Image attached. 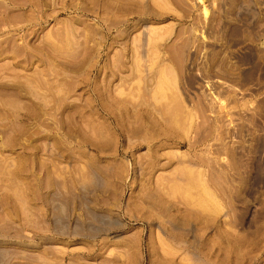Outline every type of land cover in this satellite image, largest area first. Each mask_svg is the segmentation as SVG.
Returning <instances> with one entry per match:
<instances>
[{"label": "rangeland", "instance_id": "rangeland-1", "mask_svg": "<svg viewBox=\"0 0 264 264\" xmlns=\"http://www.w3.org/2000/svg\"><path fill=\"white\" fill-rule=\"evenodd\" d=\"M0 264H264V0H0Z\"/></svg>", "mask_w": 264, "mask_h": 264}]
</instances>
